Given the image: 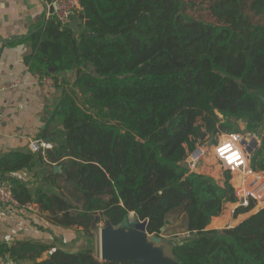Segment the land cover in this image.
Here are the masks:
<instances>
[{
    "label": "trees",
    "instance_id": "obj_1",
    "mask_svg": "<svg viewBox=\"0 0 264 264\" xmlns=\"http://www.w3.org/2000/svg\"><path fill=\"white\" fill-rule=\"evenodd\" d=\"M80 4L76 30L51 20L28 37L32 72L75 75L42 134L51 133L53 148L2 157L0 179L12 183L19 204H38L55 223L82 228L88 246L72 253L36 242L0 244V256L17 264H121L95 257V233L134 213L156 237L171 217H184L189 238L171 241L179 264H264V208L235 228L208 229L237 201L230 174L221 184L186 165L198 145L241 133L260 140L250 165L264 172V24L196 20L184 0ZM45 157L63 166L45 178L47 186L63 179L60 193L32 191L13 177Z\"/></svg>",
    "mask_w": 264,
    "mask_h": 264
},
{
    "label": "crops",
    "instance_id": "obj_2",
    "mask_svg": "<svg viewBox=\"0 0 264 264\" xmlns=\"http://www.w3.org/2000/svg\"><path fill=\"white\" fill-rule=\"evenodd\" d=\"M47 2L49 1L0 0V109L3 113V119L0 123V159L14 152H31L29 149L31 140H43L53 145L51 133L47 134L46 138H43L42 134L51 123L64 88L69 93L75 81L74 74L56 75L54 69H50L49 73L58 77L59 83L53 86L45 85L41 81V73L38 71L32 72L27 64L28 57L33 54V47L29 43L28 37L37 32L46 21H53L47 15ZM65 80L67 84L64 83ZM242 124L246 127L244 122ZM52 127L56 128L58 126L53 123ZM224 134L228 133L219 134V140L220 135ZM247 137L257 139L258 146L260 145L258 138L254 136ZM217 142L216 139V142L210 148L208 158L201 163L196 173L213 177L223 184L226 177L219 178V170L215 173L211 168L213 167L211 155ZM48 150L39 153L44 155ZM45 161L47 163L39 165L33 171L23 170L14 174L13 177L25 183L32 191L41 189L49 194L52 192L60 193L58 186L59 183H63V179L55 181V186H47L45 178L52 174H61L62 172L55 171V168L63 166L59 164L50 165L46 157ZM231 179L230 175V182ZM234 208V203H227L222 215L213 218L208 229L217 230L220 226L226 228L236 227L264 207L257 209L256 206L247 213L231 215V210ZM132 217L135 221L137 220L134 213L130 214L129 219L131 220ZM173 225L174 223L170 224L169 222L163 228L162 236L169 233L168 230ZM187 233L186 231L184 234ZM95 240L96 235L94 245ZM18 242L54 245L72 253L86 249L88 246V240L82 233V228H66L55 223L51 220V214L44 212L38 204L12 206L0 203V244L12 247ZM44 257L48 259V253L44 254L38 262L47 260ZM0 264L17 263L9 260L8 257L2 258L0 256Z\"/></svg>",
    "mask_w": 264,
    "mask_h": 264
},
{
    "label": "built area",
    "instance_id": "obj_3",
    "mask_svg": "<svg viewBox=\"0 0 264 264\" xmlns=\"http://www.w3.org/2000/svg\"><path fill=\"white\" fill-rule=\"evenodd\" d=\"M47 15L50 19L55 20L62 27H66L78 17L82 11L80 0H52L46 3ZM59 81L56 76H47L42 78V83L45 85L53 86ZM3 119V113L0 109V123ZM222 139L214 145V157L216 164L223 169L224 172L229 173L232 177L231 182L234 188L236 202V210L240 208H249L252 204L256 207L258 204L264 203V172L255 171L250 166L251 154L242 145L245 139L250 142L252 138L247 137L241 133H228L224 134ZM233 136L237 137L235 141L239 150L240 159L235 163H228L222 158L217 148L225 139H231ZM53 145L43 140H31L29 142V149L33 153L44 152L45 150L52 149ZM210 148L207 145H198L186 158V165L190 173H196L201 163L208 158ZM221 169V170H222ZM0 203L10 204L12 206H19L13 193V185L8 180L0 179ZM186 238H189L187 233ZM185 238V239H186Z\"/></svg>",
    "mask_w": 264,
    "mask_h": 264
},
{
    "label": "rangeland",
    "instance_id": "obj_4",
    "mask_svg": "<svg viewBox=\"0 0 264 264\" xmlns=\"http://www.w3.org/2000/svg\"><path fill=\"white\" fill-rule=\"evenodd\" d=\"M184 2L185 13L196 20L206 21L210 23L227 24L233 26L234 28H238L249 23L264 24V0H184ZM242 123L243 122H241V128L245 130L246 127ZM220 137L222 139V137L225 136L220 135ZM216 139L218 141L219 137ZM207 146L211 148L212 144H207ZM211 157V163L213 166L211 168H213L215 173H217V171L219 170V178H224L227 173L224 172L222 168V170H220L218 164L215 165L216 158L214 157V150ZM260 204L256 205L257 209H261L264 207V203H262L261 205ZM235 211L236 205L235 208L231 210V215H234ZM131 222L135 223L133 217L131 218ZM169 222L170 224L174 223V225L171 226V229L168 230L169 233L164 234V236L160 237V243H151L152 249L154 251L157 250L156 252L164 258L163 264H172V260L171 262L169 261V259H173V256L170 252V248H172L170 244L171 241H174V243H178L182 242L183 239L187 237V234H184L186 232L184 217H182L181 215L173 216ZM104 226L105 223H101L99 226V230L95 233L96 240L94 245L95 257L102 263H104V260L102 259L100 235L101 230ZM218 228L219 229L217 230H224L232 229L235 227L226 228L220 226ZM125 233L128 236H133V233H131L127 229H125Z\"/></svg>",
    "mask_w": 264,
    "mask_h": 264
},
{
    "label": "water",
    "instance_id": "obj_5",
    "mask_svg": "<svg viewBox=\"0 0 264 264\" xmlns=\"http://www.w3.org/2000/svg\"><path fill=\"white\" fill-rule=\"evenodd\" d=\"M81 22L75 18L70 27L77 29ZM258 140L252 139L249 143L245 139L242 145L252 154L258 147ZM55 171L62 172V167L58 166ZM4 180V179H1ZM125 229L133 233L128 236ZM163 231V229H162ZM101 252L104 262H119L121 264H163V257L154 251L151 243H160L161 238L149 235L147 232V223L141 222L139 219L132 223L130 219L124 221L120 227H114L109 221L105 222V226L101 230ZM173 258V257H172ZM47 259V257H44ZM172 264H179L174 258L169 259Z\"/></svg>",
    "mask_w": 264,
    "mask_h": 264
},
{
    "label": "clouds",
    "instance_id": "obj_6",
    "mask_svg": "<svg viewBox=\"0 0 264 264\" xmlns=\"http://www.w3.org/2000/svg\"><path fill=\"white\" fill-rule=\"evenodd\" d=\"M237 137L233 136L230 140L225 139L217 148L218 154L228 163H235L240 159L238 147L235 144Z\"/></svg>",
    "mask_w": 264,
    "mask_h": 264
}]
</instances>
